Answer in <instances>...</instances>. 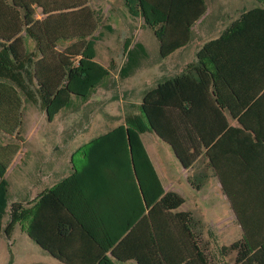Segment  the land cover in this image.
I'll return each instance as SVG.
<instances>
[{
	"label": "crops",
	"instance_id": "obj_1",
	"mask_svg": "<svg viewBox=\"0 0 264 264\" xmlns=\"http://www.w3.org/2000/svg\"><path fill=\"white\" fill-rule=\"evenodd\" d=\"M204 2L206 11L192 26L189 41L167 57H161L165 61L160 67L163 74L151 88L167 78L188 74L189 92L212 96V118L203 121V127L208 130L204 134L212 138V161L207 153L210 147L202 145L200 138L197 140L199 153L188 168L155 131L152 130L149 138L152 157L142 134L141 138L164 189L184 197L177 211L190 212L194 219L189 230L183 233L181 254L196 256L195 264L201 262L198 254L207 257L210 264H236L237 251L231 250L221 258V246H230L244 238L264 240V0ZM3 3L0 31L11 35L20 29L19 45L34 47L35 41L28 38L25 27L17 20L19 16L22 19V9L13 7L12 0H3ZM89 4L95 9L91 0ZM36 17H44L39 7H36ZM226 29L227 38L220 39ZM154 36L160 53V41ZM129 38L124 42V50ZM211 41H215L211 57L208 56L207 64L202 66L197 54ZM8 42L0 39V44ZM137 42L146 47L144 42L133 38L129 46ZM28 105L22 104L21 123L0 124V160L11 153L14 144L20 146L5 174L9 182V201L10 204L37 201L36 228L53 253L35 242L20 224L16 225L10 239L2 234L0 242L6 239L12 246L15 231L20 227L41 249L36 257L23 264H139L135 258L126 257L141 250L142 236H132L130 247L119 246L125 237V206L135 198L131 162L125 153L128 147L111 148L96 143L100 139L116 141L105 134L124 124V120L98 134L77 135L74 130L64 134L61 125L64 127L66 123L57 118L61 111L49 121V125L56 126L55 132L37 125L36 147L26 148L24 144L34 137L22 134ZM85 127H92V122H86ZM11 173L20 175V198L12 197ZM58 185H61L60 198L51 195L41 200L49 189ZM94 208L100 217L91 216ZM8 222L7 214L4 227ZM171 239L173 235L164 234V240H168L165 249L169 262L174 251ZM151 240L149 235V249H152ZM114 249L123 258L116 257ZM54 254H63L67 259ZM152 264L171 263L166 260L163 263L156 255Z\"/></svg>",
	"mask_w": 264,
	"mask_h": 264
},
{
	"label": "trees",
	"instance_id": "obj_2",
	"mask_svg": "<svg viewBox=\"0 0 264 264\" xmlns=\"http://www.w3.org/2000/svg\"><path fill=\"white\" fill-rule=\"evenodd\" d=\"M0 2L3 7V0ZM12 3L13 7L22 9V19L19 16L17 20L25 27L28 38L35 41V46L19 45L20 29L11 35L0 31V39L10 41L0 44V124L6 122L16 126L21 123L19 116L23 114V103L40 106L52 121L61 111L73 107L75 98L88 100L111 76V70L96 60L97 43L102 37L99 13L90 6V0H12ZM124 4L132 18L142 17L153 30L160 41L161 57H167L189 41L192 26L206 11L204 0H124ZM36 7L41 8L42 19L36 17ZM227 34L228 29L220 39L227 38ZM130 41L131 38L125 45L127 61L121 69L122 77L131 75L141 59L148 55L141 42L130 47ZM214 42L207 43L198 52L202 66L207 64L208 56L211 57ZM188 76L179 74L146 90L141 102L133 104L135 109L126 114L124 124L105 134L116 141L100 139L96 142L111 148L116 145L128 147L125 153L131 162L135 198L130 203L127 201L125 206V237L119 246L130 247L132 236H142L139 240L141 250L126 257L135 258L139 264H152L156 255L163 263L165 260L171 264L196 262V256L181 254L183 233L194 221L192 214L177 211L184 203V197L164 189L141 138L143 132L155 131L172 146L187 168L199 153L198 138L202 145L210 147L212 138L204 134L208 130L203 127V121L211 120L214 101L210 94L189 92ZM19 149L20 146L14 144L11 153L0 160V237L4 234L10 239L16 225L20 224L35 242L49 250L36 228L37 201L29 204L21 201L10 204L9 201V182L5 174ZM207 153L212 161L211 147ZM60 186L49 189L41 200L51 195L60 198ZM93 210L91 216L100 217L99 211ZM7 214L9 222L4 227ZM164 234L174 236L170 262L165 249L168 240H164ZM149 235L152 249L148 248ZM231 250L237 251L236 264H264V240L244 238L230 246L223 245L219 256L224 258ZM113 253L119 259L123 258L115 249ZM54 255L67 259L63 254ZM198 258L199 264H210L207 257L198 254Z\"/></svg>",
	"mask_w": 264,
	"mask_h": 264
},
{
	"label": "rangeland",
	"instance_id": "obj_3",
	"mask_svg": "<svg viewBox=\"0 0 264 264\" xmlns=\"http://www.w3.org/2000/svg\"><path fill=\"white\" fill-rule=\"evenodd\" d=\"M91 4L99 13L102 31V37L98 41V61L102 60V64L110 68L112 75L88 100L75 98L74 106L59 114L57 118L61 123L70 124L68 127L66 124L64 127L61 125V129H65L64 134L73 130L77 135L98 134L111 129L123 121L129 111L135 109L132 105L139 104L145 91L150 89L152 83L157 82L163 74L160 72V67L165 61L160 56L152 29L145 24L142 17L132 18L127 13L124 0H91ZM128 37L144 42L148 55L141 59L131 75L122 77L121 69L127 61L124 42ZM24 113L26 123L22 134L25 137L34 136L24 145L26 148L35 149L37 125H44L50 133L55 132L56 126L49 125L46 112L38 105L29 104ZM89 121L92 122V127H85V123ZM142 137L152 157L149 141L152 131L143 132ZM19 179L18 174L9 175L14 199L20 198L21 195ZM13 242L12 246L6 239L0 242V264H23L28 259L36 257V253L41 250L27 234L21 231L20 227L15 231ZM230 261L233 263L234 255L231 256Z\"/></svg>",
	"mask_w": 264,
	"mask_h": 264
}]
</instances>
